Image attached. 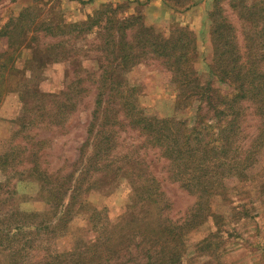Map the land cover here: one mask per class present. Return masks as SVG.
<instances>
[{
    "label": "rangeland",
    "instance_id": "1",
    "mask_svg": "<svg viewBox=\"0 0 264 264\" xmlns=\"http://www.w3.org/2000/svg\"><path fill=\"white\" fill-rule=\"evenodd\" d=\"M88 1L0 0V29L24 10H28L24 24L35 26L40 22H81L105 6L118 7V15H141L147 25L164 37L175 34L179 27H188L194 35L192 67L198 73V81L211 83L214 89L210 94L223 97L235 91L211 76L213 58L234 43L238 48L243 46L247 55L245 45L252 40L254 44L264 40V0H161V12L154 21L146 16V2L140 0H105L89 11L85 5ZM197 4L202 9L201 15L195 13L196 24L182 23L181 15ZM247 38L252 40L246 41ZM20 39L16 32L10 37L0 35V69L12 54L15 67L26 69L23 75L15 74L14 83L23 76L22 79H28L20 86L21 90L27 87L25 105L17 86L0 97V195H10L0 203V212L11 206L28 214L48 212L47 193L41 191L40 180L31 174L32 166L52 174L48 179L51 186L53 177L75 168L89 167L92 171L86 180L92 183L91 188L82 193L83 206L73 212L57 234L49 233L43 241L31 243L36 253L48 251L63 256L70 252L71 255L59 259L60 264H165L169 257H178L175 264H264V148L246 153L248 157L254 153V159L249 157L245 163L252 162L246 179L224 180L225 187L208 197L210 215L200 225L179 229L177 240L162 243L158 236L168 237L170 233L162 228H166V223L182 224L197 199L172 178L169 160L153 146L147 132L134 123L133 116L121 111L120 99H109L102 121L94 119V79L101 70L96 62L100 55L97 47L101 46L98 34L79 38L67 35L63 38L67 58L47 51L52 55L44 63L40 57L35 62L28 58V50L19 53ZM61 39L43 36L36 28L27 35L32 46H45ZM224 42L228 45L222 46ZM41 56L47 57L45 51ZM122 73L124 99L132 108L135 105L148 117L169 118L177 123L190 121L197 101L178 105L176 86L162 59L148 56ZM24 107L29 108L27 113ZM203 115L204 123L211 126L212 115ZM260 120L252 107H247L241 135L246 145L257 135ZM95 128L98 135L93 137ZM215 131L216 125L210 133ZM100 140L102 155L96 154ZM6 155L7 159L2 160ZM41 175L46 181L45 175ZM134 183L150 187L152 184L159 194L149 199L145 194L132 197ZM14 237L10 245L20 239L19 235L15 240ZM11 263L7 252L4 257L0 254V264Z\"/></svg>",
    "mask_w": 264,
    "mask_h": 264
},
{
    "label": "trees",
    "instance_id": "2",
    "mask_svg": "<svg viewBox=\"0 0 264 264\" xmlns=\"http://www.w3.org/2000/svg\"><path fill=\"white\" fill-rule=\"evenodd\" d=\"M117 9L118 7L113 6L102 7L81 22L67 24L40 22L35 26L24 24L23 17L28 14V10H24L18 17L10 18V21L0 29V35L10 37L16 32L21 36L18 52L25 53L28 50L27 55L30 56L28 58L35 62L37 57H40L41 63H44L52 55H48L47 51H53L55 57L59 54L67 58L66 41L63 39L67 35L74 34L76 38H79L84 34L86 36L98 34V42L101 46L97 47L100 55L96 62L99 63L98 68L101 70L95 74L94 79L97 82V107L93 111L94 119L96 117L95 120L102 121L101 116L107 109L104 107H107L109 99H120L121 111H124L125 115L133 116L134 123L138 124L142 132H147L153 146L158 147L163 157L169 160L172 178L188 192L194 194L197 199L182 224L166 223V228H162L170 233L168 237L160 234L158 239H161L162 243H167L179 238V229L200 225L204 218L210 215L208 197L217 194L220 187H225L224 180L231 177L246 179L252 167V162L245 164L247 159L249 157L254 159V153L264 148V71L262 69L264 64L261 63L262 60L264 61V40H258L254 44L252 39L247 38L246 41L252 40L245 45L246 50L249 51L247 55L243 46L238 48L234 43L232 48H227L213 58L209 68L211 76L215 75L221 83L230 85L235 91V94L226 95L231 98L215 96L210 94L214 89L211 83L199 82L198 73L192 67L195 49L194 35L188 27H179L175 34L164 37L154 27L147 25L141 15H118ZM261 11L264 13V10ZM35 28L40 30L43 36H60L62 39L45 46L29 45L31 43L27 41V35ZM24 37L26 38L23 39ZM31 39L33 40L32 35ZM221 45L228 44L224 42ZM41 46L44 48H40ZM42 51H45L47 57L41 56ZM148 56L162 59L165 67L171 72V82L177 89L178 105L190 100L197 101V109L188 123L182 121L177 123L169 118L148 117L141 114L135 105L132 108L125 101L123 95L125 78L122 72L129 71L141 59ZM14 59L11 54L7 60L9 63L5 62L2 64L4 68L0 69V97L6 91H10V88L17 86L25 105L27 87L21 90L20 86H22L21 82L28 79H22L23 76L15 84L13 77L19 73L23 75L26 69L15 67ZM101 59L104 62L100 61ZM23 62L21 65L25 67L26 60ZM26 83L24 85H27ZM2 85H5V89ZM60 93L65 95L63 91ZM40 95L44 97L45 94L40 93ZM248 103H251L254 113L261 120L257 135L250 144L246 145L241 135L246 109L250 107ZM28 109L23 108L26 113ZM203 113L212 115L210 127L204 123ZM101 125V123L98 124L100 127ZM214 125L217 126V131L211 134L210 131ZM95 130L94 134L93 129L89 133L93 134V137L98 135V129L95 128ZM100 143L97 144L96 154L98 155H102V147L99 148V145L103 144L101 140ZM249 152L254 153L248 157L246 153ZM1 158L7 159V155ZM93 171L97 172L98 169ZM30 172L40 180L41 191L47 193L50 204L48 212L46 211L47 213L43 215L28 214L16 211L12 206L7 211L0 212V254L4 257V252H7L12 259L11 264H60L59 259L65 255H71L70 252H65L63 256L57 252L36 253L31 243L43 241L45 235L49 233L57 234L69 222L73 212L83 206L82 193L91 188L92 183L86 180L92 176V171L89 167L75 168L63 176L53 177L52 180L55 181L52 186L48 181L52 177L51 173L41 171L34 166L30 168ZM40 174L45 175L46 181ZM152 186V184L150 187L146 183H134L132 197L139 194L143 196L145 194L147 199L156 197L159 193ZM0 191H2L1 182ZM9 197L8 193L5 196L0 195V203L6 202ZM12 235L15 237L19 235L20 239L17 243L13 241L10 245ZM177 260L178 257L176 259L169 257V261L165 264H175ZM162 264H164L163 261Z\"/></svg>",
    "mask_w": 264,
    "mask_h": 264
},
{
    "label": "crops",
    "instance_id": "3",
    "mask_svg": "<svg viewBox=\"0 0 264 264\" xmlns=\"http://www.w3.org/2000/svg\"><path fill=\"white\" fill-rule=\"evenodd\" d=\"M105 0H89L85 5L86 8H88V11L92 8H95L100 2H104ZM114 2H118L119 0H113ZM133 1V0H132ZM142 2H146V16L148 18H153V21L155 19V16H157L161 11L159 6L162 5L161 0H140ZM199 3V2H198ZM201 5H195L192 6L191 8L187 9L182 16V23L184 24H191L194 25L196 24L195 20V13L198 15H201ZM149 18V19H150Z\"/></svg>",
    "mask_w": 264,
    "mask_h": 264
}]
</instances>
